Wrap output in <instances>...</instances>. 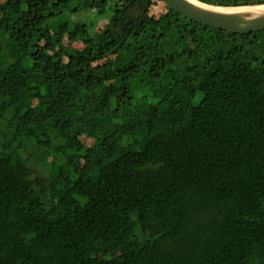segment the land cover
Here are the masks:
<instances>
[{
	"label": "trees",
	"instance_id": "16d2710c",
	"mask_svg": "<svg viewBox=\"0 0 264 264\" xmlns=\"http://www.w3.org/2000/svg\"><path fill=\"white\" fill-rule=\"evenodd\" d=\"M0 264H264V31L0 0Z\"/></svg>",
	"mask_w": 264,
	"mask_h": 264
},
{
	"label": "water",
	"instance_id": "95a60500",
	"mask_svg": "<svg viewBox=\"0 0 264 264\" xmlns=\"http://www.w3.org/2000/svg\"><path fill=\"white\" fill-rule=\"evenodd\" d=\"M169 8L186 19L233 34H251L264 31V13L244 15L208 9L189 0H162Z\"/></svg>",
	"mask_w": 264,
	"mask_h": 264
},
{
	"label": "bare ground",
	"instance_id": "6f19581e",
	"mask_svg": "<svg viewBox=\"0 0 264 264\" xmlns=\"http://www.w3.org/2000/svg\"><path fill=\"white\" fill-rule=\"evenodd\" d=\"M194 4L203 6L205 8L208 9H213V10H217V11H222V12H232V13H241L244 15H260L262 13H264V5H260V6H247V7H216V6H211V5H207L204 4L198 0H189Z\"/></svg>",
	"mask_w": 264,
	"mask_h": 264
}]
</instances>
